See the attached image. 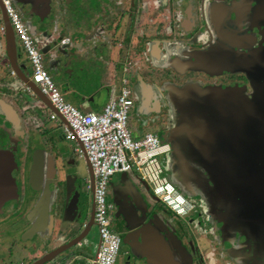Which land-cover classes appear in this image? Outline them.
Returning a JSON list of instances; mask_svg holds the SVG:
<instances>
[{
  "label": "flooded vegetation",
  "instance_id": "obj_1",
  "mask_svg": "<svg viewBox=\"0 0 264 264\" xmlns=\"http://www.w3.org/2000/svg\"><path fill=\"white\" fill-rule=\"evenodd\" d=\"M109 1L97 0L99 16L110 6ZM128 1H121L122 10L133 7H128ZM167 6L172 21L170 31L190 33L189 46L184 51L175 46L173 53L170 48H164L160 57L158 46L168 41H154L157 46L152 45L149 52L147 48L142 49L141 54L146 51L156 56L159 67L148 69L146 80L134 77L126 80L131 98L128 125L133 136L142 134L146 128L153 129L152 134L168 145L167 154L171 157L174 145H180L181 141L190 151V165L195 168L188 170L181 159L178 162V173L173 177L178 192L190 204L189 215L182 221L173 218L157 223L160 236L156 240L161 242L159 245L157 242V251L175 264H264V0H168ZM59 7L66 5L63 3ZM177 15L179 18L175 21ZM201 36L204 41L197 42ZM127 48L130 45H126L125 51ZM200 51H205L201 60L193 63L196 52ZM184 61H192L193 69L177 68L176 71L171 66ZM127 62L129 72L135 62L130 59ZM164 69L172 70L174 78L167 77ZM159 78L162 81L158 82ZM133 111L144 117L136 118ZM171 113L175 119H169ZM180 113L184 120L179 125L181 134L177 135L175 144L173 128ZM213 135L218 137L217 142ZM7 140L4 137L0 140V150L14 148L10 178L15 191L0 201V264H33L47 251L35 254V234L24 240L26 234L36 228L26 217L36 194L27 185L30 160L24 156L15 158L18 154L15 144ZM196 148L214 172L209 174ZM212 163L223 165L219 168ZM250 165L255 170L250 169ZM8 167L10 169L7 161L0 160V198L6 189L2 175ZM111 183L109 181L106 186L105 202L109 213L112 212L118 221H110L109 214V228L117 231L114 233L120 241L124 238L130 247L124 246L122 258L114 264H147L148 253L142 256L137 246L141 245L142 236L148 239L151 232L142 231L138 225L141 222L117 217V212L123 208L117 192L124 190L118 187L112 190ZM110 192L113 193L109 196ZM187 192L192 196L188 197ZM83 206L86 221L77 225L79 231L73 236L67 234L68 239L58 246L72 241L87 223L91 224L89 244L98 246L92 201ZM137 208L138 204L132 209L139 214ZM143 213L142 225L153 215L152 210ZM204 214L207 221L202 220ZM190 215L194 217L189 218ZM196 224L202 234L196 235L198 230H193ZM148 226L151 230V224ZM163 231L165 246L162 244ZM156 240L145 243V248L151 250ZM89 244L71 246L48 264H88L90 258L85 255Z\"/></svg>",
  "mask_w": 264,
  "mask_h": 264
},
{
  "label": "rangeland",
  "instance_id": "obj_2",
  "mask_svg": "<svg viewBox=\"0 0 264 264\" xmlns=\"http://www.w3.org/2000/svg\"><path fill=\"white\" fill-rule=\"evenodd\" d=\"M8 1L10 2L11 7L13 11L16 13L19 20L27 28L28 35H30L29 34L30 32L28 31V29L30 25L35 21H39L40 23H42L46 29L50 26L53 27L54 29H51V30L54 33H58L60 30H63L65 26H69V25H71V31H76L78 30V28H80V26H82L81 22L82 23L87 22L85 17L84 19H81L82 15L85 14L87 16L88 14H91V11L89 13V10L90 9L93 10L94 8L93 5L91 6V4L88 3L89 0H8ZM121 1L123 2V0H114L112 6L107 7V8H110L111 10H114V9L116 10L115 14H112L113 15L112 17H115V22L119 30L116 31L114 28L113 29L109 28V26L106 29L104 28L99 29L100 32H105L103 37L100 38V40L107 41L108 39L107 42H109V39H112L113 40L112 44L115 43L114 46L117 47L115 51V59H116L115 63H118V64L116 65L117 70L115 72L114 77L112 79H110V77L107 79L109 83L107 86L100 87L101 86L100 83L98 84L97 82L98 81L97 76L102 72V68H99V67H96L94 69L89 68L90 70H92V71H89L88 67H85L83 73L81 74L78 73L77 78H75V80L76 79L83 80L84 83L90 82L89 83L90 89H88L89 92H91L98 85L96 87L98 94L94 96L97 98H94L92 101V103L96 104L97 106H100L104 103L105 98L107 97L109 93L110 87L111 86L117 87L119 84V81L122 78H125L126 80L128 79V81L131 80L133 77L137 80H140V79L146 80L148 76V72H147L148 69H154L156 67H159V65H156L157 64L156 56L154 57L152 56V54L148 53L150 50H152L151 49L152 45L154 47L157 46V44H154V41L156 40H159V41L167 40L168 41L166 42V44L164 43L165 44L164 46H167V47H164L162 43L159 44L160 47L158 46V48L160 52V57H162L163 55L164 48H168V49L170 48L173 53L174 47L179 46L180 50L184 51L185 48L189 46L188 42H190L189 40V38L191 37L190 33L184 34L183 32H178L177 34H175L174 32L172 33L170 31L172 21H171L170 14H169L170 10H169V7L167 6L168 0L166 1L165 6H164V0H163V3L161 2V0H129V1L124 0L126 2L128 1V7L129 5L133 6L131 8L129 7L130 10H128L127 8H125V10H122L123 8H121V6H123V3ZM63 3H65L66 7L60 8L59 6ZM124 4L127 5L126 3ZM117 6L119 7L116 8ZM68 11L72 12L74 16H79V17L78 18L71 17L67 19L68 22H65L66 18L65 16H62V15H64L65 13H68ZM97 11L98 9H96V12ZM43 13H45L46 15L42 18H38V17L43 16ZM178 18L179 17L177 15L175 18V21ZM125 21L127 25L126 28L123 27ZM175 23L176 22H174L173 24ZM120 29H123V31L120 32L121 31ZM98 36H99V32H98ZM13 37H14V34H13ZM127 40L130 41L131 44H130V48H128L127 51H125L124 49L125 47L123 46L127 45L126 43ZM202 41H204V39L201 36L197 42H202ZM121 42H122V45H121ZM119 45L121 46L119 47ZM98 46H101V45H98ZM145 48L148 49V52L145 51L143 54H141L143 52L142 49H145ZM39 50H40V54H42L41 49ZM3 54H4V45H3L2 32L0 31V55H3ZM125 59L126 60L128 59V61L129 59L134 60L135 62L133 66L129 69V72H128V66L123 67L124 64L127 65L126 62L123 63ZM41 60H43L42 63L45 64L44 57H41ZM79 60L80 58H78V61ZM163 71H165V73L168 74L167 77L172 76L174 78V74L172 70L164 69ZM26 74L30 75V72L27 70ZM0 78L2 79L5 78L4 67H2L1 64H0ZM160 81H162L161 78L158 79V82ZM199 84H201V82L196 85H199ZM171 91L172 90H170V92ZM77 92L79 94H82V93H85V90L78 88ZM62 98L64 102L70 104L69 102H67L65 97H62ZM71 105L75 107L73 103H71ZM82 105L78 107L76 106L75 108L78 109V111H80L81 113H85L86 110L90 106L89 102L84 101ZM165 110H166V107L162 108L161 111L165 112ZM48 114L49 113L44 114L43 119H46L48 117ZM4 116L5 114L3 113V110L0 108V129H1L0 137L3 138V137L13 136L12 138H14V136L16 135V138L13 139L15 147H16V151L18 152V154L15 155V158L24 156L25 158L27 157V159H29V155L31 151L35 153L37 151H40V149L43 150V153L44 152L46 153L45 160L41 162L42 178L39 184V189L41 188L43 184L46 172H48V169H47L48 165L52 166V169H54L55 166L56 168H58V166L60 167V165L63 163L64 168L65 167L74 168L75 175L77 174L78 176H81L83 178L86 176L83 159L78 158L76 154L73 152V148H75L76 145L71 140H66L65 138H63V126L58 121L46 120L45 121L46 123L43 124L42 129H39V130L37 129L38 131L37 130L32 131L31 130L32 126H29L28 124H25V126L23 127L21 126L19 128H18V125L13 126L10 124V126H8L9 123H5V121L7 120L4 119ZM134 116L136 118H139V116L141 118L144 117L143 114L140 112H134ZM169 119L170 120L175 119L174 115L173 114L170 115ZM173 124L174 123L172 122V125ZM132 127H134V124ZM154 128H157V127L154 126ZM42 130L44 131L43 133H41ZM35 131H37V133ZM144 132L154 133L153 129H148V128H146ZM156 132H157V129H156ZM45 139H47L50 143H46ZM54 150L61 151L64 154L66 160L63 159L62 161V160L53 159L51 155H54V152H55ZM37 157H40V155L37 154ZM159 162H160L163 175L174 186V188L177 191H179L177 188L176 180H174L171 177L172 157L170 156V154L164 155V157L161 158ZM61 175L59 174V178H61ZM51 180L52 182H50L48 185V187H50V190L48 191L50 194V197H49V202L46 203L47 207L49 206V203L56 197V195L60 193L59 191L61 189L60 182L54 183L55 181L53 179ZM110 181H112L111 183L112 190L116 191L117 187L124 190L123 192L122 191L117 192L119 200L123 199L124 194H126L128 198L130 196H134V194L130 195L129 192H132L133 189H135L136 187L135 182H138L136 173L131 172L127 174H115L112 176ZM108 188H107V191H108ZM196 190H199V189L196 188ZM136 193L140 194L139 198L137 196L135 197V199H137L135 202L138 203L137 209H139V212L141 210L140 218H142V215H144L143 212L146 211L150 206L149 204L150 194L144 188L139 189ZM187 196L188 197L192 196L191 192L190 193L187 192ZM129 203L130 202L127 200H122L121 205L128 206ZM143 205L145 206V208L143 207ZM152 206L154 207V204H152ZM152 206L151 208L153 209ZM198 209L202 211V209L200 208ZM154 210H157L156 212L159 211L158 214L154 213L155 212ZM132 211L135 212L134 210ZM152 212L153 214L158 215V217H160L162 221H165V219H169V221H172L171 219L173 218L175 219V221H182V220H185L187 216L189 215L188 213H186L182 217L176 216L173 213L169 212L165 206H162L160 202L156 204ZM168 214L172 218H169L167 216ZM137 217L138 215L131 214L130 221H137ZM190 217H194V215H190L189 218ZM199 220L200 219L196 218V221H199ZM202 220L203 221L208 220L205 214L202 215ZM110 221H118L116 220V217L113 216L112 212L110 214ZM153 222L154 221L147 220V222L141 226L142 231L153 233V231H151L148 226L149 224H152ZM202 224L204 223L202 222ZM165 226H166V223H165ZM193 227H194L193 228L194 231L196 229L198 230V233H196V235L203 233L199 228V224H196ZM200 227L202 226L200 225ZM114 232L118 233L117 231H113V233ZM154 232L156 233V231ZM164 233L165 232L163 231V233H161V236H162V244L165 246L164 244L165 241L163 237ZM167 235L171 237L169 233H167ZM159 236L160 234L157 237ZM141 241L143 243L150 244V242L147 240V237L145 236H142ZM178 245H181V244H178ZM48 246L49 244L44 243V241H40V239H37L36 250H38V252L40 253L44 251L48 252L49 251V249H47ZM177 249L179 250L178 247ZM122 252H123V248H122V245L120 244L119 251L116 257V261L122 258L123 256Z\"/></svg>",
  "mask_w": 264,
  "mask_h": 264
},
{
  "label": "crops",
  "instance_id": "obj_3",
  "mask_svg": "<svg viewBox=\"0 0 264 264\" xmlns=\"http://www.w3.org/2000/svg\"><path fill=\"white\" fill-rule=\"evenodd\" d=\"M113 1L114 0L109 1L110 6L113 3ZM88 3L91 4V6L93 5L94 8L93 10L92 9L89 10V13L90 11H92L91 14H88L87 16L85 14L82 15L81 19H84L85 17L87 22H84V23L81 22L82 26H80V28H78V30L76 31H71V25H69V26H65L64 29L60 30L58 33H54L51 30V29H54L53 27L50 26L46 29L44 25L40 23L39 21L33 22L30 25L28 31L30 32L29 36L32 39L33 44L38 48L39 53H40L39 49H41V53H42L41 57H44V61H45V64H43V68H45L44 69L45 72L49 75V77L51 78V81L53 82L56 89L60 92L61 96L65 97L67 102H69L70 104L73 103L75 107L76 106L78 107L82 105L84 101H87L89 102L90 106L86 110V112H99L102 106L108 100L110 93H108L107 97L105 98L104 103L100 106H97L96 104L92 103V101L94 98H97L94 96L98 94V91L96 90V87L98 85L91 92H89L88 89H90L89 87L90 82L84 83L83 80L81 79L75 80V78H77L78 73L79 74L83 73L85 67H88L89 71H92L90 69L99 67V68H102V72H101L102 74L100 73L97 76L98 84L100 83L101 85L100 87H104L109 84L107 79L109 77L110 79H112L117 70L116 65L118 63H115L116 62L115 51L117 47L114 46L115 43L112 44L113 42L112 39H109L110 44L109 42H107L108 39L107 41L100 40V38L103 37L105 32H100L99 29L101 28L106 29L109 26V28H112V29L114 28L117 31L119 30V28L115 22V17H112L113 16L112 14H115L116 12L115 9L111 10L110 8H106V11H102L103 15L99 16L100 12H96V7H95L97 0H89ZM118 7L119 6H117L116 8ZM45 15L46 14L43 13V16L38 17V18H42ZM62 16H65L66 18L65 22H68L67 19L71 17L73 18L79 17V16H74L72 12L70 11H68V13H65ZM125 23L126 21L124 22L123 27H125ZM0 26H2L1 20H0ZM120 30H121L120 32L123 31V29H120ZM98 32H99V36H98ZM2 38H3V33H2ZM13 39H14V45L16 49V62L19 65V67L21 66L22 73L26 75L27 77H29L30 75L26 74V71L28 70L30 72V69L27 64L25 55L22 49L20 48L17 40L15 39V37H13ZM62 40H65V41L63 42ZM126 43L127 45H130V41L127 40ZM3 45H4V38H3ZM98 45H101V46H98ZM123 47H126V46H123ZM78 58H80L79 61H78ZM124 62H126L127 65L124 64L123 67L128 66V62L126 59L123 61V63ZM0 64L2 65V67H4V73H5V78L3 79L0 78V108L3 110V113L5 114V116L9 118L8 119L4 116V119L7 120L5 121V123H9L8 126H10V124L13 126L18 125V128L21 126L22 127L25 126V124H28L29 126H32L31 128L32 131L37 130V129L38 130L42 129L43 124L46 123L45 122L46 120H48L47 118L43 119L44 114H47L50 111L47 108H44V110L43 109L41 110L39 106L40 105L39 101L31 97V95H29L27 92L23 90L22 84L20 83L19 80L9 75L10 69L7 67V60H6L5 53L3 55H0ZM78 88L84 89L85 93L79 94L77 92ZM37 131L35 132L37 133ZM43 132L44 131L42 130L41 133ZM140 135L141 133H138L136 137H140ZM12 137H4V138L9 139L10 141L7 140V142H11L10 144H12V142L14 143L13 139L16 138V135L14 136V138ZM45 141L46 143H50L47 139H45ZM2 150L9 152L8 149L7 150L2 149ZM54 151H55L54 155H51L53 159L62 160V161L63 159L66 160L64 154L61 151H56V150ZM37 152L33 153V151H31L29 155L30 165L33 164L32 160L33 158H35L36 156L35 154H37ZM43 154H46V153L44 152ZM43 160H45V157L40 156L39 157V170L40 171H39V177L37 178V184H40V181L42 178L41 162ZM12 161L14 160L12 159ZM47 169H48V172H46L44 181H43V184H46V187H45V193L47 195L46 203L49 202L50 194L48 191L50 190V187H48V185L50 182H52L51 179L55 181L54 183H57V182L61 183L60 184L61 189L59 191L60 193H58V195H56V197L49 203L48 207L46 206L45 208L46 213L43 216V222L40 221L39 225H37L34 230H31L32 233H29V234L27 233L24 240H27L29 236H31L32 234H35V245H36L37 239H40V241H44V243L49 244L47 249L50 250L58 246L59 244H62L63 242L66 241V239H68V235L65 234V231L62 230L64 227L68 225L67 222L64 221L65 220L64 216L68 217L70 215L71 211L73 210L74 204L77 207L76 210L79 209V203H82V206L84 204L88 206L89 201L91 200V196L88 193V191L85 190V187H84V180L87 179V173L84 178L81 176H78L77 174L75 175L74 168H69V167L64 168L63 163L60 165V167L58 166V168H56L55 166L54 169H52V166L48 165ZM29 170H30V166H29ZM59 174L60 175L62 174L61 178H59ZM65 178H67V180H65ZM135 183L136 185H140L141 187L136 186L132 192H129L130 195L134 194V196H130L128 198V196L124 194L122 200H127L131 204L129 203L128 206L121 205L123 208H121L119 212H117L119 213L117 217L121 216L123 221H130L131 214H136L138 215L137 221L141 222L138 225L142 226V223H143L142 220H144V218L143 219L140 218L141 215L139 214L141 210L139 214H137V212L132 211L133 210L132 208H134L135 205L138 204L137 202H135L137 200L135 199V197L136 196L138 198L140 197V194L136 192L139 189L144 188L150 194V197H149L150 206L146 210L147 212L149 210L153 211L156 204H158V201L154 198V196L151 194V192L149 191V189L146 187L144 183H142L139 180L138 182H135ZM66 189L68 191L71 190L70 191L71 195H72V192L74 191L78 192L80 190L79 198H77L78 201L76 200V203L74 204L71 203L69 205V200L67 199L68 201H66L65 199ZM112 193L113 192L108 193L109 196ZM110 200L113 201V199H110ZM114 201H116V199H114ZM152 204H154V207L152 206ZM151 206L153 207V209L151 208ZM143 207L145 208L144 205ZM66 208L70 211L64 213ZM109 210L110 209L108 208V212H110ZM156 214H153L151 216L152 219L150 220V221H154L153 224H151V227H152L151 231H153V233H150L151 236H154V237L155 235L160 234L157 223L162 222L161 218L158 217V215ZM154 231H156V233ZM96 237L98 238L97 234H96ZM90 244L88 246L89 251L85 256L86 257L89 256V258L91 259L97 249V246L94 243V246L91 247ZM124 246L126 245H122V248H124ZM144 248L145 246H143V249ZM39 253L40 252H38V250L35 251L36 255H38ZM87 263L89 264V262Z\"/></svg>",
  "mask_w": 264,
  "mask_h": 264
},
{
  "label": "built area",
  "instance_id": "obj_4",
  "mask_svg": "<svg viewBox=\"0 0 264 264\" xmlns=\"http://www.w3.org/2000/svg\"><path fill=\"white\" fill-rule=\"evenodd\" d=\"M15 39L22 49L30 69V81L47 99L55 113L49 112V121L65 124L63 138L71 140L76 147L73 152L78 158L86 159L92 174L91 200L93 221L98 235V246L89 260L90 264H114L120 247V238L109 228V206L105 202V190L115 174L137 175L151 194L176 216H184L190 204L169 183L163 175L160 159L169 151L168 145L152 133L145 132L134 137L128 125L131 99L126 79L120 80L116 95H111L99 112L81 113L71 104L63 101L60 92L43 68L41 54L27 34V28L19 20L8 0H0ZM0 31L3 32L2 26ZM63 42L65 40H62ZM13 76V72H9ZM30 94L29 89L22 85ZM40 103V102H39ZM41 110L46 108L40 103ZM57 114V115H56ZM85 190L90 189L88 178L84 180Z\"/></svg>",
  "mask_w": 264,
  "mask_h": 264
},
{
  "label": "water",
  "instance_id": "obj_5",
  "mask_svg": "<svg viewBox=\"0 0 264 264\" xmlns=\"http://www.w3.org/2000/svg\"><path fill=\"white\" fill-rule=\"evenodd\" d=\"M0 20H1L2 27H3L4 53H5L6 60H7V67L13 72L14 77L17 80H19L21 84L25 85L31 91V93H32L31 97L37 99L50 112L55 113L54 109L51 107V105L49 104L47 99L43 95L40 94V92L35 87V85L31 81H29V78L26 75H24L22 73L21 66L19 67V65L16 62V49H15V45H14L13 33H12L11 27L9 25L8 19L6 18V15L4 13V9L1 5V2H0ZM204 52L205 51L196 52V55L194 56L193 63L200 61L202 58L201 54H204ZM191 62L192 61H184V62L177 63V64H174L171 66L176 71H178L177 68H179V69L181 68V70H192L193 68H192ZM184 107H187V105H185ZM178 116H179V119L176 121L177 124L173 128L174 135H173L172 141L174 140L175 144H176L175 139L177 138V135L181 134V128L179 127V125L181 123H183V120H184L181 117L182 116L181 113H180V115L178 114ZM57 118L61 124H65L59 115H57ZM216 138H218V137L213 135L214 141L216 140ZM1 139H2V137H0V140ZM162 139H165V137H163ZM167 140L169 142L171 141V139L169 140V138H167ZM217 141H218V139L216 140V142ZM179 143H180V145H178V146H177V144H176V146L174 145L175 150H173V153H172L171 177L173 179H174L175 175L178 173L177 167L179 165L178 162L180 159L183 162V166L185 167V165H186L188 170H193V171L195 170V168L190 165V162L192 160V155H191L190 151L188 150V148L183 147L184 145H182L181 141ZM179 148H181V151ZM12 151H14V148L12 150H9V152L0 150L1 162L3 163L5 161H7L10 165V169H9V167L6 168L5 169L6 174L2 175V179L4 180V185H5L6 189H5V191L2 192V194L4 193V195L0 198V201L6 199L7 196H9L11 193H14V191H15V185L13 184V182L10 178V171L12 170L11 167H14L12 157H11ZM199 151H200L199 148H196V152L199 156L198 158L201 161V163L203 162L208 167L207 169L209 170V174L211 172H214L213 168H211V166H210V163L207 162V160L203 157V155ZM37 154H39L40 156H43V157H45V155H46V154H43L42 150L38 151ZM37 154H35L36 156L33 160L34 163L32 165H30V170L28 173V180H27V183H28L27 185H29V188L32 191L34 190V192H36V194H35L36 197L33 201L32 206L30 207V209L28 210V212L26 214L27 219L30 221H33V223L36 226L39 225L40 221L43 222V216L46 213L45 208H46V201H47V195L45 193L46 184H43V186L40 189H39V184H37V178L39 177V171H40L39 170V157H37ZM83 163H84V167H85V170L87 173V178H88L89 185H90V189L88 190L89 194H90L91 188H92V174H91V170H90L89 164L87 163L86 159H83ZM184 163H185V165H184ZM213 164L218 165L219 168H221V165H223L222 163H221V165L212 163V165ZM249 167H250V169L253 168L252 165H250ZM253 169L255 170V168H253ZM262 174H264V172ZM65 180H67V178H65ZM68 180H69V178H68ZM70 191H68L66 189V196H65L66 201L69 200V205L71 203H73V204L76 203V200L78 201L77 198H79V194L77 191L72 192V195H71ZM204 194H206V193H204ZM253 195H255L254 192L252 194V197H254ZM66 209H65L64 213L70 211V210H68V209L66 210ZM76 209H77V207L74 204L73 210L71 211L70 215L68 217L64 216L65 217L64 221L67 222L68 225L66 227H64L62 230L65 231V234H68L69 236H73L76 232H78L79 231L78 226L79 225L81 226V223H83V221H86L85 215L87 213H85V208H83L82 203H79V209L78 210H76ZM90 225H91L90 223H87V225H85V226L82 225L81 232L78 233V235L76 237H74L72 239V241L49 250L42 257L37 259L33 264H48L49 262L53 261L54 258L58 254L64 252L65 250H67L71 246H74L76 244L77 245H80V244L86 245L87 243H89L90 239H91ZM32 230H34V229H32ZM157 236L158 235H155V237L150 236V237H148L147 240H149V242H151L154 238L156 240L158 238ZM157 240H156V243H154L153 248L151 250H148L147 248L143 249V246L145 244L143 242L140 243L141 245L137 246L139 248L142 256L145 254V252L148 253V255H146V258H147L146 263L147 264H175V263H173V261L170 258H167V257L164 258L165 256L162 253H159V251H157V242H158V245L160 242ZM121 244L129 247V245L127 244V242L124 238L121 239ZM129 249H130V247H129Z\"/></svg>",
  "mask_w": 264,
  "mask_h": 264
},
{
  "label": "clouds",
  "instance_id": "obj_6",
  "mask_svg": "<svg viewBox=\"0 0 264 264\" xmlns=\"http://www.w3.org/2000/svg\"><path fill=\"white\" fill-rule=\"evenodd\" d=\"M3 28V27H2ZM3 33V32H2ZM11 70H9V72H10ZM12 72V71H11ZM10 75V74H9ZM11 76V75H10ZM49 76V75H48ZM13 77H14V75H13ZM29 78V77H28ZM51 79V78H50ZM29 81H30V79H29ZM53 83V82H52ZM23 85V84H22ZM35 85V84H34ZM36 87V86H35ZM37 88V87H36ZM119 88H120V81H119V84H118V86L117 87H113V86H111L110 87V89H109V93H110V96L111 95H116L117 94V92H118V90H119ZM30 91V90H29ZM29 94V93H28ZM41 94V93H40ZM29 95H31L32 96V93H31V91H30V94ZM42 95V94H41ZM110 96H109V98H110ZM108 98V99H109ZM131 99V98H130ZM107 102V101H106ZM130 128V127H129ZM132 131V130H131ZM42 132V131H41ZM143 133H145V132H143ZM142 133V134H143ZM135 137V136H134ZM163 142V141H162ZM122 174V173H121ZM123 174H127V173H123ZM170 183V182H169ZM171 184V183H170ZM172 185V184H171ZM173 186V185H172ZM174 187V186H173ZM148 188V187H147ZM150 191V190H149ZM89 192V191H88ZM183 197V196H182ZM155 198V197H154ZM184 198V197H183ZM156 199V198H155ZM157 200V199H156ZM186 200V199H185ZM158 201V200H157ZM187 201V200H186ZM120 244H121V241H120ZM122 245V244H121Z\"/></svg>",
  "mask_w": 264,
  "mask_h": 264
},
{
  "label": "trees",
  "instance_id": "obj_7",
  "mask_svg": "<svg viewBox=\"0 0 264 264\" xmlns=\"http://www.w3.org/2000/svg\"><path fill=\"white\" fill-rule=\"evenodd\" d=\"M160 142H162V140H160Z\"/></svg>",
  "mask_w": 264,
  "mask_h": 264
}]
</instances>
